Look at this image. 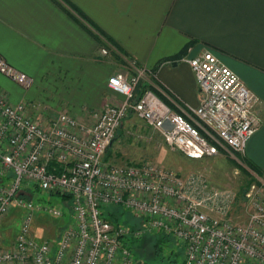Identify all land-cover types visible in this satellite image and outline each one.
I'll return each mask as SVG.
<instances>
[{"label": "built area", "instance_id": "1", "mask_svg": "<svg viewBox=\"0 0 264 264\" xmlns=\"http://www.w3.org/2000/svg\"><path fill=\"white\" fill-rule=\"evenodd\" d=\"M182 61L197 81L194 108L166 103L157 94L156 74L140 68L108 80L122 100L95 113L92 124L63 113L44 125L29 116L25 103L13 104L0 94V264H138L129 241L155 233L184 245L181 264H264V177L250 171L255 181L244 195L248 218L237 222L231 216L237 197L210 187L204 176L183 177L154 164H117L107 157L133 114L189 160L222 151L245 165L249 141L262 123L257 97L213 51ZM0 75L25 90L34 87V79L1 53ZM34 190L72 201L74 224L59 241L34 233L37 216L64 215L36 200ZM114 206L140 225L111 222L106 214ZM8 217L21 218V224L5 247L2 225Z\"/></svg>", "mask_w": 264, "mask_h": 264}, {"label": "crops", "instance_id": "2", "mask_svg": "<svg viewBox=\"0 0 264 264\" xmlns=\"http://www.w3.org/2000/svg\"><path fill=\"white\" fill-rule=\"evenodd\" d=\"M67 1L114 43L63 0H0V53L35 81L25 90L0 75V94L25 103L44 125L63 113L92 124L95 113L122 100L108 80L140 68L156 74L173 108H194L198 85L182 59L210 50L258 99L262 123L245 160L264 177V0Z\"/></svg>", "mask_w": 264, "mask_h": 264}, {"label": "rangeland", "instance_id": "3", "mask_svg": "<svg viewBox=\"0 0 264 264\" xmlns=\"http://www.w3.org/2000/svg\"><path fill=\"white\" fill-rule=\"evenodd\" d=\"M1 77V76H0ZM117 164H154L171 170L178 175H202L210 187L221 191H230L237 197V204L231 213L237 222L248 218L244 195L253 183L252 175L246 164L240 165L227 153L200 161L187 159L184 155L173 152L160 133L149 128L135 115L130 114L120 128L113 148L107 156ZM244 169L248 172H245ZM31 193L32 191L29 190ZM35 199L43 205L62 209V218L48 215L37 216L33 223L34 233L49 241H59L62 234L74 224L71 208L72 201L62 195H50L35 191ZM113 219L119 217L124 226L137 224L136 218L123 208L111 207ZM18 213H14L17 215ZM21 218L8 217L2 225L4 246L9 247L20 228ZM132 228V227H131ZM162 233L147 234L132 246L138 264H181L185 258L184 245L172 236L164 237ZM155 243L157 245L155 246ZM154 246L156 248H154Z\"/></svg>", "mask_w": 264, "mask_h": 264}, {"label": "trees", "instance_id": "4", "mask_svg": "<svg viewBox=\"0 0 264 264\" xmlns=\"http://www.w3.org/2000/svg\"><path fill=\"white\" fill-rule=\"evenodd\" d=\"M74 12H76L81 18H83L84 20H86L88 23H90L94 28H95V30L97 31V32H99V34H100V36H102V37H104L108 42H112V43H114L113 41H112V39H110V38H108L104 33H102V31H100L96 26H94L93 25V23L81 12V11H79L75 6H73L69 1H67V0H63ZM65 9V8H64ZM66 10V9H65ZM68 13H69V15H71V13L68 11V10H66ZM96 39L98 40V41H100V37L99 36H96ZM157 94L166 102V103H168L169 104V102L168 101H166L165 100V98L161 95V93H159V92H157ZM109 152H110V150H109ZM109 152H108V155H109ZM244 163L246 164V166L248 167V169L250 170V171H253V172H255V174L257 175V176H259V177H261V178H263V175H262V173L260 172V170L259 169H257L254 165H252V164H250L249 162H247L245 159H244ZM244 171L245 172H247L245 169H244ZM248 173V172H247ZM252 180H253V182L255 181V179H254V177H252ZM252 184V183H251ZM251 184H249V185H251ZM250 187V186H249ZM249 188H247V190H248ZM65 198H68V199H70V197L69 196H64ZM121 208V207H120ZM111 209H109L108 210V212H107V214H106V216H107V219H109L110 217L109 216H112V213H111V211H110ZM111 222H113V223H115V224H121L120 223V219H119V217H114L112 220L111 219H109ZM130 227H132V228H135V225L134 226H130ZM155 235V234H154ZM165 235V234H164ZM168 235H165L164 237H167ZM169 237V236H168ZM136 241H140V240H130L129 241V246H130V248L133 250V248H132V246L134 245V243L136 242ZM157 245V243H155V246ZM154 246V248H156ZM184 252H185V249H184Z\"/></svg>", "mask_w": 264, "mask_h": 264}]
</instances>
